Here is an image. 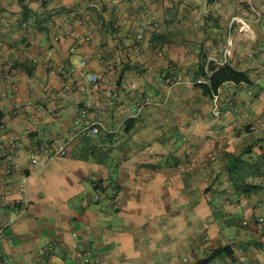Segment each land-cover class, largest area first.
I'll return each mask as SVG.
<instances>
[{"label":"crops","instance_id":"obj_1","mask_svg":"<svg viewBox=\"0 0 264 264\" xmlns=\"http://www.w3.org/2000/svg\"><path fill=\"white\" fill-rule=\"evenodd\" d=\"M251 1L0 0V225L15 218L0 255L199 264L226 247L210 264H264V3ZM224 59L252 84L226 85L214 119L193 81ZM83 60L86 77L55 72ZM80 110L103 132L32 165ZM9 154L20 172L6 177Z\"/></svg>","mask_w":264,"mask_h":264},{"label":"built area","instance_id":"obj_2","mask_svg":"<svg viewBox=\"0 0 264 264\" xmlns=\"http://www.w3.org/2000/svg\"><path fill=\"white\" fill-rule=\"evenodd\" d=\"M188 2L194 1V0H186ZM256 20L259 19L258 15H255ZM242 29V28H241ZM143 31H140V34L137 36L138 41L142 37ZM228 54V53H227ZM226 57V56H225ZM225 59L222 61L220 65H223L225 63ZM56 73H61L65 75L67 78L72 77L73 75H80L81 77H86V61H81L77 65H67L65 67H57L55 69ZM97 82V78L94 75H89L88 77V83L95 84ZM81 91H84V88H81ZM213 107H212V115L214 119H218L221 115V107L218 102V97H214L212 99ZM87 116V112L85 110H80L77 114V116L73 119L72 125H73V131L69 135V137L57 147L55 151H51L48 146H42L34 149L29 157V161L32 165L37 166L39 168H44L48 162L51 160L65 157L68 154V149L76 142V140L84 133L89 132L91 135L96 136L99 133L103 132V128L99 125H91L87 126L84 124L85 119ZM14 149V145L10 147V153H12V150ZM20 172L19 166L16 164V162L13 160L12 156L9 154L5 159V166H4V175L6 177L13 176ZM101 197L100 192H95L93 200L98 201ZM24 209L27 208L28 202L26 200H22L20 202ZM259 207H263L264 204L262 202L258 203ZM15 221V218H9L4 224L0 225V239L3 235V231L6 227L12 225ZM260 221H262L260 219ZM246 225V223H244ZM73 237L75 238L76 235L73 234ZM229 241L227 242V244ZM51 249L46 250V255L50 254ZM78 258L81 264H100L99 257L97 255L96 251L92 250H85L78 254ZM0 264H11L6 257L3 255H0ZM250 264V263H246Z\"/></svg>","mask_w":264,"mask_h":264},{"label":"trees","instance_id":"obj_3","mask_svg":"<svg viewBox=\"0 0 264 264\" xmlns=\"http://www.w3.org/2000/svg\"><path fill=\"white\" fill-rule=\"evenodd\" d=\"M50 1L52 0H41L42 4ZM227 60L223 65L217 64L216 62H209L200 66L198 71L199 78L193 81V87L199 90L202 96L212 100L214 97H218L220 91L228 84L235 86H250L252 84L250 77L245 71L233 67ZM258 189L259 187L256 186L247 187L248 191H256ZM227 250L228 248L225 247L220 251H214L209 257L201 260L199 264H210L214 258L225 254Z\"/></svg>","mask_w":264,"mask_h":264},{"label":"rangeland","instance_id":"obj_4","mask_svg":"<svg viewBox=\"0 0 264 264\" xmlns=\"http://www.w3.org/2000/svg\"><path fill=\"white\" fill-rule=\"evenodd\" d=\"M201 1H202V0H197L198 3L201 2ZM245 1L248 2V3H251V2H252L251 0H245ZM260 2L264 3V0H262V1H260ZM260 6H261V5H259V4L257 5V4H256V5H254V8H255V9H259ZM256 7H257V8H256ZM214 22H215V18L213 17V18H212V23H214ZM224 51H228L229 53H231V48H230V47H227ZM225 56H226V58H229V57H230V54H227V53L225 54V53H224V57H225ZM186 82H187V81H186ZM191 89H192L191 86L189 87V85H186L185 90H186V93L188 92V94H186V95H188V96H189V99L193 101V96L191 95V93H189V90H191ZM192 90H193V89H192ZM212 106H213V103H212ZM251 157L254 158L255 155H251ZM248 161H249V159H248ZM249 162H250V161H249ZM254 162H258V160L254 158ZM259 163L262 165V161H259V162H258V165H259ZM238 170H240V169H239V166H238ZM238 170H235V172L237 173ZM238 173H239V172H238Z\"/></svg>","mask_w":264,"mask_h":264}]
</instances>
